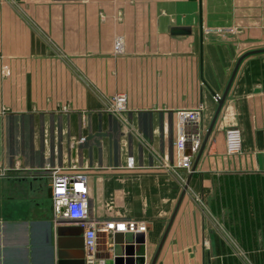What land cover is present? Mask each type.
Here are the masks:
<instances>
[{"label":"crops","instance_id":"1","mask_svg":"<svg viewBox=\"0 0 264 264\" xmlns=\"http://www.w3.org/2000/svg\"><path fill=\"white\" fill-rule=\"evenodd\" d=\"M117 93L126 125L106 111ZM200 105L194 171L165 168L176 112ZM16 160L0 173V264H85V228L56 217L44 170L70 165L88 175V225L146 223L99 232L105 264L137 232L145 264H264V0H0V164Z\"/></svg>","mask_w":264,"mask_h":264},{"label":"built area","instance_id":"2","mask_svg":"<svg viewBox=\"0 0 264 264\" xmlns=\"http://www.w3.org/2000/svg\"><path fill=\"white\" fill-rule=\"evenodd\" d=\"M115 47L117 51L121 50V38H117ZM221 97L219 94L215 96L217 101ZM127 103V95L125 93H117L110 99V105L106 111L122 117L126 125ZM64 110L68 111L66 107ZM203 117V105L194 108H183L176 112V162L172 165L163 163L165 168H172L182 174H190L194 171L195 159L203 145L204 131L200 128ZM129 128V130L134 131V126H130ZM225 144L228 154H239L242 152L243 140L241 130L238 127L226 129ZM126 166L128 168L136 167L134 156H128ZM20 168V162L16 160L13 166L0 164V173L6 174L10 170H19ZM44 170L50 177L52 206L56 217L74 219L85 228V264H105V260L98 256L97 251L99 232L112 230L116 225H118V228H129L131 231L146 229V223L143 221H133L127 224L124 222L116 223L115 221L100 220L88 225L90 187L88 185L87 173L75 165L53 166L47 167Z\"/></svg>","mask_w":264,"mask_h":264},{"label":"water","instance_id":"3","mask_svg":"<svg viewBox=\"0 0 264 264\" xmlns=\"http://www.w3.org/2000/svg\"><path fill=\"white\" fill-rule=\"evenodd\" d=\"M172 31H173L174 34H188L190 32V28L189 27H183V28L176 27V29H173ZM258 51H261V50H258ZM245 56L246 55L242 56L240 58V60L238 61V64H237V66H236V68H235V70L233 72V75L231 77V80L229 82L227 91H226L225 95L222 96L221 99L219 100V107H218V110H217V112H216V114H215V116L213 118L212 124H211V126H210V128L208 130V134H207L208 136L210 135V133H211V131L213 129V126H214V124H215V122H216V120L218 118V115H219V112H220V110L222 108L225 96H226V94H227V92H228V90H229V88L231 86V83H232V81H233V79H234V77L236 75V72H237V70L239 68V65H240L241 61L243 60V58ZM115 120L117 122V125L119 126L118 118L115 117ZM208 136H207V138H208ZM200 152H201V150H200ZM200 152L198 153V158L200 156ZM194 167H196V164H194ZM82 234H83V230H81L78 233V235H82ZM144 242H145V236L141 232L135 233L133 238L131 240L127 241V242H126L125 239H123L122 241H117L116 243H125L124 244L125 245V247H124L125 251H124L123 255L117 256L115 258V264H137V261H139L138 264H145V260H144V257L142 256V254H139V253L137 254V247H136L137 244H142L143 245ZM78 246L80 248H83V246H84V237L83 236H81L80 245H78ZM60 247L62 248L61 245H60Z\"/></svg>","mask_w":264,"mask_h":264},{"label":"rangeland","instance_id":"4","mask_svg":"<svg viewBox=\"0 0 264 264\" xmlns=\"http://www.w3.org/2000/svg\"><path fill=\"white\" fill-rule=\"evenodd\" d=\"M224 261H225V264H226V263L231 264V261H232V260H231V259H225ZM243 261H245V263L247 264V260H243Z\"/></svg>","mask_w":264,"mask_h":264}]
</instances>
